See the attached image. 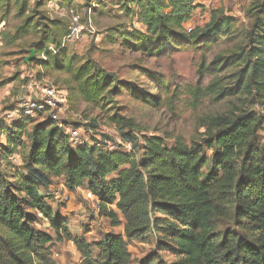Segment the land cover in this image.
Listing matches in <instances>:
<instances>
[{"label":"trees","instance_id":"1","mask_svg":"<svg viewBox=\"0 0 264 264\" xmlns=\"http://www.w3.org/2000/svg\"><path fill=\"white\" fill-rule=\"evenodd\" d=\"M10 1L0 0V22L10 12ZM50 1L13 0L21 22L13 33L0 31V38H7L9 45L19 42V53L34 51L30 60L23 57L24 64L37 62L64 74L57 80L62 86L56 87L68 92V101L79 99L102 108L114 84L111 76L90 58L68 54L62 45L68 23L57 32L58 23L36 12ZM64 1L70 0L60 3ZM127 1H133V16L141 25L124 31L132 37L134 50L152 54L153 47L159 51L176 37L191 43L240 37L231 50L200 62L198 81L211 75L207 89L216 99H242L264 109V0H254L245 9L249 26L243 29L233 15L217 9L203 26L185 29L184 23L200 7L195 0ZM4 84L0 82V87ZM197 91L191 89L190 94L196 98ZM28 119L7 121V137L0 144L7 153L10 146H23L24 135L30 138L28 173H15L11 182L0 186V264H54L50 247L61 241L73 243L83 264H130L126 239L144 241L154 228L162 229L165 248L178 264H264V147L258 139L264 112L239 106L205 116L203 137L190 147L168 145L160 135H147L118 111L109 122L120 142L102 136L73 146L68 144L69 133L48 115L29 132ZM62 122L66 128H78L68 120ZM59 177L69 191L83 187L91 192L99 204L98 215L112 227L123 228V234L103 235L96 243L95 259L85 238L90 230L74 234L67 218L54 214L40 194L39 186L47 187ZM229 217L244 234L235 228L226 229L222 237L215 232L214 220ZM40 219L47 221L51 233L36 228Z\"/></svg>","mask_w":264,"mask_h":264},{"label":"rangeland","instance_id":"2","mask_svg":"<svg viewBox=\"0 0 264 264\" xmlns=\"http://www.w3.org/2000/svg\"><path fill=\"white\" fill-rule=\"evenodd\" d=\"M253 1L195 0L200 7L184 23V28L203 26L209 20L211 11L216 9L233 15L240 29L247 28L249 19L245 9ZM132 7L133 1L127 0H70L63 3L60 0H51L36 11L42 13L50 22L58 23L54 28L57 32L67 22L68 33L63 38L62 45L67 48L68 54H75L80 59L90 58L99 69L110 74L114 83L111 94H105L102 108L79 99L68 101L66 96L65 107L58 113V117L74 123L85 143L97 141L102 136L120 142V134L109 122L114 111L132 119L147 135L157 134L168 145L180 144L184 147L192 146V143L203 137L205 116L235 111L239 106L241 109L254 108L260 113L264 112L258 104L243 103L242 99H216L207 89L211 75L207 74L198 81L197 70L200 62L205 60L208 63L216 54L231 50L240 41V37L230 40L222 38L214 43L209 39L201 43H191L176 37L159 51L153 47V53L148 54L134 50L131 47L134 42L132 37L126 36L124 32L125 29L130 31L132 28H141L133 16ZM16 10L17 7L11 0L10 12L0 22V31L6 29V34L13 33L14 27L21 22V18L16 17ZM36 12L35 19L38 18ZM73 16L77 17L74 24ZM75 25L77 29L73 31ZM39 28L42 29V26ZM6 40L8 39L5 37L0 38V82L5 83L0 87V133L3 131V141L0 140V144L5 142L9 128L6 112L15 107L20 99L40 95L46 86L60 87L61 83L57 80L65 77L64 74L41 68L37 62L24 64L23 57L29 55L19 53V42L9 45ZM196 88L199 91L195 98L190 90ZM41 120H44L43 116L28 119V132ZM66 129L64 127V132H67ZM258 139L264 147V125L258 132ZM22 140L23 146H10L7 153L3 150L4 146H0L1 187L11 182L15 173H28L25 169V158L30 138L24 135ZM209 153L207 151V155ZM209 166L207 164L204 171ZM57 189L67 194L66 203L58 202L53 196L52 192ZM39 191L54 214H63L67 218L66 224L74 234L90 230L85 238L91 243L93 259L98 255L96 243L105 233L123 234L122 226L112 227L107 219L96 216L92 207L93 201L87 197L85 188L69 191L64 186V179L59 177L52 179L47 187L39 186ZM214 224L215 232L220 237L226 229L235 228L238 233L244 234L243 228L235 227L232 217L215 219ZM36 228L51 233L44 219L36 223ZM161 230L150 229L144 241L126 239L131 254L130 264H178V258L165 248L167 243L161 239ZM50 254L54 264H83L84 261L73 243L67 241L52 243Z\"/></svg>","mask_w":264,"mask_h":264},{"label":"built area","instance_id":"3","mask_svg":"<svg viewBox=\"0 0 264 264\" xmlns=\"http://www.w3.org/2000/svg\"><path fill=\"white\" fill-rule=\"evenodd\" d=\"M77 22V17H72V23ZM73 23V24H74ZM76 30V25L73 26V31ZM67 94L65 89L57 88L55 86H46L42 89L41 94L38 97L22 98L18 101L17 105L6 112V118L9 121L17 118H36L38 116L48 115L50 119L60 128H64V123L58 117V113L65 107L67 101ZM69 138L71 144L79 145L83 142L78 130L76 128H68ZM109 149L114 148L113 144H108ZM127 150L130 149L129 145H125ZM55 199L60 203H66L68 196L65 193H61L58 189L52 192ZM87 197L93 201L92 207L96 214H99V204L97 199L89 191L86 192Z\"/></svg>","mask_w":264,"mask_h":264},{"label":"water","instance_id":"4","mask_svg":"<svg viewBox=\"0 0 264 264\" xmlns=\"http://www.w3.org/2000/svg\"><path fill=\"white\" fill-rule=\"evenodd\" d=\"M33 56H34V51H33L32 49H30V54H29V56L26 57L25 60H26V61H27V60H30L31 58H33Z\"/></svg>","mask_w":264,"mask_h":264},{"label":"crops","instance_id":"5","mask_svg":"<svg viewBox=\"0 0 264 264\" xmlns=\"http://www.w3.org/2000/svg\"><path fill=\"white\" fill-rule=\"evenodd\" d=\"M39 95H37V94H35L33 97H38ZM0 140L1 141H3V135H0ZM62 216H64L63 214H62ZM65 217V216H64Z\"/></svg>","mask_w":264,"mask_h":264}]
</instances>
